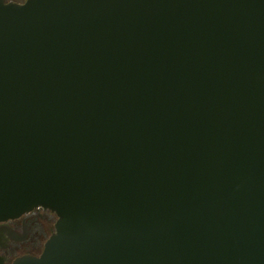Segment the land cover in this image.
<instances>
[{"label": "water", "instance_id": "95a60500", "mask_svg": "<svg viewBox=\"0 0 264 264\" xmlns=\"http://www.w3.org/2000/svg\"><path fill=\"white\" fill-rule=\"evenodd\" d=\"M39 206L13 264H264V0H0V223Z\"/></svg>", "mask_w": 264, "mask_h": 264}, {"label": "flooded vegetation", "instance_id": "af4514ba", "mask_svg": "<svg viewBox=\"0 0 264 264\" xmlns=\"http://www.w3.org/2000/svg\"><path fill=\"white\" fill-rule=\"evenodd\" d=\"M24 2L25 0H12ZM11 230L6 246H0V254H4L7 264L22 255L40 256L46 241L56 231L57 215L55 212L43 207L33 208L9 218L0 223Z\"/></svg>", "mask_w": 264, "mask_h": 264}]
</instances>
